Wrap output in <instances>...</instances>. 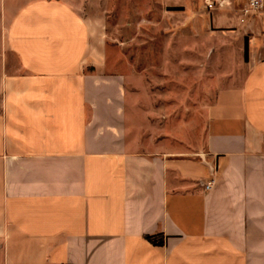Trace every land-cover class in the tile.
Segmentation results:
<instances>
[{
	"label": "crops",
	"instance_id": "0c3cea01",
	"mask_svg": "<svg viewBox=\"0 0 264 264\" xmlns=\"http://www.w3.org/2000/svg\"><path fill=\"white\" fill-rule=\"evenodd\" d=\"M0 1V264H264V0H153V27L221 31L248 60L197 149L145 152L106 7Z\"/></svg>",
	"mask_w": 264,
	"mask_h": 264
},
{
	"label": "rangeland",
	"instance_id": "374dc122",
	"mask_svg": "<svg viewBox=\"0 0 264 264\" xmlns=\"http://www.w3.org/2000/svg\"><path fill=\"white\" fill-rule=\"evenodd\" d=\"M83 1L79 7L87 11L106 7L110 59L136 71L138 83L132 91L139 100L138 151H153L154 145L197 149L209 105L229 85L230 76L241 78L244 73L246 44L221 31L195 34L173 20L171 27H153L148 23L155 11L153 0ZM2 12L0 1V22ZM155 18L161 20L159 14Z\"/></svg>",
	"mask_w": 264,
	"mask_h": 264
},
{
	"label": "built area",
	"instance_id": "2783aa9c",
	"mask_svg": "<svg viewBox=\"0 0 264 264\" xmlns=\"http://www.w3.org/2000/svg\"><path fill=\"white\" fill-rule=\"evenodd\" d=\"M248 3H249V7L248 8H245L243 9V13L244 15H249L251 13H257L259 12L262 8H263V0H247ZM213 3H209L208 4V7L209 8H213ZM263 142H264V138H263ZM264 149V147H263ZM214 187V180H211V181H208L204 184V189L206 192H209L213 189Z\"/></svg>",
	"mask_w": 264,
	"mask_h": 264
},
{
	"label": "trees",
	"instance_id": "16d2710c",
	"mask_svg": "<svg viewBox=\"0 0 264 264\" xmlns=\"http://www.w3.org/2000/svg\"><path fill=\"white\" fill-rule=\"evenodd\" d=\"M246 59H248V45H246ZM147 240L150 241L155 246H163L165 244V237L164 235H156V236H148Z\"/></svg>",
	"mask_w": 264,
	"mask_h": 264
}]
</instances>
